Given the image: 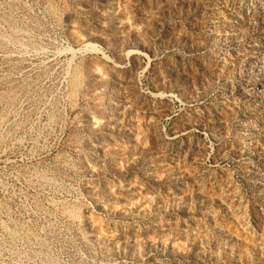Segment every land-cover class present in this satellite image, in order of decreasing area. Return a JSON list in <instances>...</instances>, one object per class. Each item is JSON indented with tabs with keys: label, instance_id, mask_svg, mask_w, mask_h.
Segmentation results:
<instances>
[{
	"label": "rangeland",
	"instance_id": "obj_1",
	"mask_svg": "<svg viewBox=\"0 0 264 264\" xmlns=\"http://www.w3.org/2000/svg\"><path fill=\"white\" fill-rule=\"evenodd\" d=\"M0 264H264V0H0Z\"/></svg>",
	"mask_w": 264,
	"mask_h": 264
},
{
	"label": "bare ground",
	"instance_id": "obj_2",
	"mask_svg": "<svg viewBox=\"0 0 264 264\" xmlns=\"http://www.w3.org/2000/svg\"><path fill=\"white\" fill-rule=\"evenodd\" d=\"M76 76V75H75Z\"/></svg>",
	"mask_w": 264,
	"mask_h": 264
}]
</instances>
